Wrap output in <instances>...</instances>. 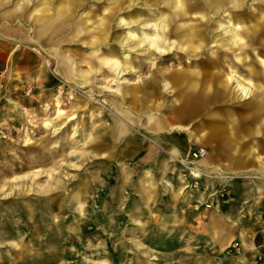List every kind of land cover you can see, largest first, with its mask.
<instances>
[{"label": "rangeland", "instance_id": "obj_1", "mask_svg": "<svg viewBox=\"0 0 264 264\" xmlns=\"http://www.w3.org/2000/svg\"><path fill=\"white\" fill-rule=\"evenodd\" d=\"M148 17L171 21L164 51L147 48ZM236 24L241 48L226 32ZM255 27L264 32V0H0V264H264V190L248 187L264 183ZM108 56L124 70L108 69ZM187 69L210 75L206 102L185 87ZM114 121L123 140L109 142ZM183 145L184 159L168 160ZM160 156L164 179L188 180L192 201H145L168 193L152 183ZM235 187L250 191L243 206Z\"/></svg>", "mask_w": 264, "mask_h": 264}, {"label": "bare ground", "instance_id": "obj_2", "mask_svg": "<svg viewBox=\"0 0 264 264\" xmlns=\"http://www.w3.org/2000/svg\"><path fill=\"white\" fill-rule=\"evenodd\" d=\"M181 1V0H180ZM180 2H178V1H176V3H175V5H174V7L175 8H179L180 7ZM229 11H230V9H229ZM185 13V12H184ZM178 14V13H177ZM223 15V14H222ZM182 16V15H181ZM187 16V15H186ZM204 16V15H203ZM231 16V15H230ZM230 16H228V17H230ZM225 17V16H224ZM232 17V16H231ZM242 17V16H241ZM165 18V17H164ZM163 17H162V19H161V21L160 22H158V19L157 20H153V18L152 17H148V18H146L144 21H145V24H147V25H149L151 22V24H150V27H154V29H153V31H154V37H152V36H145V40H146V42H147V45H148V49L150 50V48H152V49H154V50H157V51H159V52H161V51H164V49H162L160 46H159V44L163 41V40H165L166 38H168L169 39V37H170V34H171V32H170V30H169V24H170V19H168V18H165L164 19ZM236 18V17H235ZM241 19V18H240ZM226 20V19H225ZM163 21V22H162ZM227 21V20H226ZM225 21V22H226ZM129 22V21H128ZM230 22V21H229ZM182 23V22H181ZM180 23V24H181ZM221 24V23H220ZM223 24V23H222ZM176 25V24H175ZM228 25V24H227ZM181 26V25H180ZM227 28V27H226ZM243 28V27H242ZM146 29H148V27H146ZM150 29V28H149ZM209 29V28H208ZM258 29L259 28H257V27H255L254 29H253V31H252V33L249 35V42L250 43H253V41H254V38L257 36L256 34H262V33H264V32H259L258 31ZM158 30L161 32L160 34L158 33ZM208 31V30H207ZM226 32L227 33H229L230 34V36L232 37V40H231V42H230V44H231V47L233 46V45H238L239 46V48H241L240 46H241V41H240V37H239V29H238V26H237V24L236 25H232L231 27H229L228 29H226ZM40 31H38L37 32V34H36V36H40ZM129 33V32H128ZM201 34V33H200ZM135 34H133V33H129L128 34V37L126 38L127 40H129V39H134L135 38ZM250 38H252V39H250ZM184 39V38H183ZM220 39H222V38H220ZM60 40V39H59ZM139 40H140V38H139ZM199 40V39H198ZM226 40V39H225ZM230 40V39H229ZM179 42V41H178ZM178 42L177 41H174V40H172V42H171V46L169 47V48H171L172 46H174V47H178V48H181V49H183L184 48V51H186L187 50V46H182V45H179L178 44ZM182 42V41H181ZM247 42V41H246ZM246 42H245V44H246ZM169 43V42H168ZM195 44V43H194ZM223 44V43H222ZM225 44V43H224ZM221 45V44H220ZM227 45H229V44H227ZM243 46V45H242ZM260 46H261V50L262 51H264V41H261L260 42ZM203 47V46H202ZM215 47V46H214ZM218 47V46H217ZM230 47V48H231ZM233 48H234V46H233ZM254 48V47H253ZM34 50V49H33ZM43 50V49H42ZM223 50V49H222ZM202 51V50H201ZM229 51V50H228ZM151 51H149V53H150ZM189 52V51H188ZM113 53H115V51L113 50L112 52H111V54H109V55H112ZM193 53V52H192ZM180 55H178L177 57H175V56H173L172 54L171 55H168L167 57H164V55L163 56H161L160 55V60H162L163 58L165 59H167V58H170V59H175V58H179L181 55H182V52H180L179 53ZM202 55V54H201ZM185 56V55H184ZM196 57V56H195ZM118 58V57H117ZM157 58V57H156ZM182 59H184V58H182ZM186 59V58H185ZM243 60V59H242ZM105 62H106V65H107V67H108V69H113V70H115V71H117V69H119L118 71H120L121 70V68H122V63H121V61L120 60H118V59H114V58H111V56H108L105 60H104ZM171 61V60H170ZM160 62V61H159ZM240 62V61H239ZM173 63V62H172ZM181 63V62H180ZM150 65V64H149ZM128 66V65H127ZM195 66V65H194ZM196 68V67H195ZM122 70H124V69H122ZM121 70V71H122ZM188 71L185 73L186 74V77L188 78L187 79V82H184V83H186V88L192 93V95H194V96H200V99H197V102H198V104H202V103H204V101L206 102V100H205V98H204V95H205V91L206 90H208V89H210V83L208 84V82H209V74H206V76L204 77H202V75H201V72L202 71H200V70H198V69H187ZM114 71V72H115ZM223 71V70H222ZM243 71V70H242ZM241 71V72H242ZM213 74V73H212ZM239 74V73H238ZM175 76H177V75H175ZM190 77H192L193 78V80L192 81H189L190 79ZM177 78V77H176ZM194 78H196V79H198V78H203L204 80H205V84H204V82L203 83H200L199 81H196V80H194ZM231 78H233V79H235V81L236 82H239V80H240V77L239 76H236L235 75V73L233 74V75H227V79H231ZM217 79V78H216ZM79 82V81H78ZM216 82V81H215ZM250 82V81H249ZM146 83V82H145ZM156 81L153 79L152 81H149L148 83H147V85L148 86H152V87H154V88H156ZM238 85H239V89H241L242 91H244V93H248L249 92V86H246V85H241V83L239 82V83H237ZM250 84L252 85V86H255V87H257L258 89H262V90H264V84H254V83H252V82H250ZM164 85H166V86H170V83L169 82H165V84ZM203 85V86H202ZM224 89V88H223ZM135 91H138V89L136 88V86H134V88L132 89V93H135ZM210 91V90H209ZM124 95V94H123ZM71 98V97H70ZM73 98V97H72ZM254 98V97H253ZM89 100H92V99H89ZM88 100V101H89ZM93 101V100H92ZM69 103V102H68ZM152 103V102H151ZM75 104V103H74ZM98 104V103H97ZM262 104V103H261ZM148 106H150V104H148ZM48 109V108H47ZM63 113H65L62 109H59V111H58V114H59V116H63L62 114ZM207 115V114H206ZM205 117V116H204ZM74 118V116H70L69 118H67L66 120H72ZM148 118H149V120H152L153 118L151 117V116H148ZM156 120V119H155ZM148 121V120H147ZM154 121V120H153ZM130 122V121H129ZM134 122V121H133ZM262 122H264V121H262ZM12 123L13 124H17L18 122H17V120L15 119V120H12ZM64 123V122H63ZM147 123H149V122H147ZM50 125H53V123H49V122H44V124L43 125H41V127L39 128V130L40 129H42L43 130V127H45V126H50ZM113 126V125H112ZM63 127H65L64 125L63 126H61V128H60V126H59V128L58 129H62ZM35 130H37L38 131V127H37V129H35ZM91 130H92V133L93 132H95V131H97V129H96V125L95 124H93L92 125V128H91ZM208 131V130H207ZM119 133V132H118ZM110 136V135H109ZM119 136V135H118ZM193 136V138L195 139V140H197L198 142H202L204 145H206V146H212L211 145V137H209V136H205V134L204 133H201V134H195L194 133V135H192ZM95 136L94 137H92V141H94L95 142ZM41 148V147H40ZM91 148L93 149V150H95L96 149V147L92 144V146H91ZM43 150V149H42ZM172 150H176V151H178V153H176V152H174V154L176 155V157H175V159H176V161H178L179 159H178V157H181L182 159H184V157L181 155V151H182V149H181V147H178V149H172ZM171 150V151H172ZM201 155H202V157L200 158V159H202V158H204L205 157V155H206V150L205 149H202V151H201ZM207 155H209V152L207 153ZM182 159L181 160H179V161H182ZM199 159V160H200ZM205 159V158H204ZM201 163H203V161H200ZM27 163H21V164H19V165H15V167H14V169L15 170H22V169H24V168H26L28 165H26ZM204 167V166H203ZM258 167H260L261 169H264V162H262V163H259V165H258ZM13 170V169H12ZM3 172H8V170L6 169V168H2L1 170H0V175H2V173ZM191 174L192 175H194V176H199L200 175V173L197 171V169H192V171H191ZM78 203L81 205V201H78ZM223 244L224 243H221L220 244V247H223Z\"/></svg>", "mask_w": 264, "mask_h": 264}, {"label": "crops", "instance_id": "obj_3", "mask_svg": "<svg viewBox=\"0 0 264 264\" xmlns=\"http://www.w3.org/2000/svg\"><path fill=\"white\" fill-rule=\"evenodd\" d=\"M14 58L15 57H13V58L9 57L8 59L11 61ZM132 94H136V93H132ZM119 126H120V124L118 122H116V121H114L113 124H109L108 126H106L107 127V132L103 136L106 137V139L109 142L110 141L111 142H117V141L123 140L122 137L120 136L122 132L118 131L119 130ZM96 134H97V131L94 132V135H96ZM95 138H97V136H95ZM95 141H96V139H95ZM113 144H115V143H113ZM183 146H184V149L180 153L184 157L185 153H186V151L188 149V146L187 145H183ZM95 147H97V146H95ZM181 149H182V147H181ZM166 153L167 154H165V155L168 156V160L176 157V155L174 154L173 150L171 151V149L167 150ZM162 157L163 156H160L159 167L157 165L156 168H155L154 175H156V177L154 178V181L152 183L156 184L157 188L161 186L164 189H168V193H166V197L163 198V193H159L158 192L157 195L155 197H153V198L152 197L151 198L146 197L145 201H182L184 199L185 200L189 199L191 197V195H190L191 193H189L187 191V188L185 187L187 185L186 183L188 182V180L184 181L182 176L179 175L178 173L175 174V178L173 179L174 182H171V181L167 180L166 178L164 179V176L168 175V173H170L171 171H169L170 170V161H166V159L164 160V158H162ZM173 162L176 163L177 162L176 159ZM156 164H158V162H156ZM173 165H175V164H173ZM173 165H171V167ZM173 168L174 167H172V169ZM159 177H161V178H159ZM159 179H161V180L163 179V180L158 182ZM151 181H152L151 177H147V179L145 178V183L146 182L150 183ZM262 185H264V183H261L258 186L255 185L254 183L250 184L249 186L246 185L245 183L235 184V186H248V187H251V188H256L260 192H261V190H264V186H262ZM184 189H186V190H184ZM243 189H245V188H243V187H235L236 191L239 190V201L242 202V206L244 205V202L245 201H249L248 198H250L249 194H248V192L250 193V191L249 190L244 191ZM246 189H247V187H246ZM158 190H159V188H158ZM253 190L254 189H252L251 191L254 192ZM183 191H184V193H183ZM189 200H191V199H189ZM226 201L227 200L225 199L224 200V202H225L224 209L227 206ZM251 202H252L251 206H256L257 205V207H260L259 201H251ZM261 205H262V207H264V203H262ZM176 209H177V207H175V211H176ZM221 243H224L222 241V239H220V244Z\"/></svg>", "mask_w": 264, "mask_h": 264}]
</instances>
